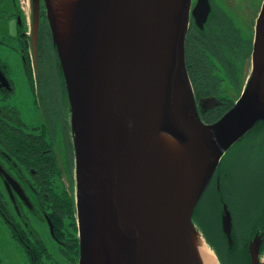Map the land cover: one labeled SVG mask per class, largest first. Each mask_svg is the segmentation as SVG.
<instances>
[{"label": "water", "instance_id": "obj_1", "mask_svg": "<svg viewBox=\"0 0 264 264\" xmlns=\"http://www.w3.org/2000/svg\"><path fill=\"white\" fill-rule=\"evenodd\" d=\"M43 2L69 103L78 264H193L186 226L199 232L218 260L193 216L207 188L219 181L225 153L251 129L264 133V0L244 86L212 122L200 112L219 100L196 99L185 61L188 28L192 21L204 26L208 0L194 6L192 0H83L67 69L52 0ZM32 21L35 43L38 0ZM159 126L183 148L186 189L177 188L156 159L152 145ZM261 222L255 236L243 241V264L259 262L264 253ZM220 225L222 237L234 245L225 202Z\"/></svg>", "mask_w": 264, "mask_h": 264}, {"label": "flooded vegetation", "instance_id": "obj_2", "mask_svg": "<svg viewBox=\"0 0 264 264\" xmlns=\"http://www.w3.org/2000/svg\"><path fill=\"white\" fill-rule=\"evenodd\" d=\"M33 1L0 0V264L3 249L29 264H78L69 103L43 0L33 42ZM208 2V19L216 15L208 24L232 22L253 35L262 0ZM234 233V245L222 237L228 256L233 246L242 252Z\"/></svg>", "mask_w": 264, "mask_h": 264}, {"label": "trees", "instance_id": "obj_3", "mask_svg": "<svg viewBox=\"0 0 264 264\" xmlns=\"http://www.w3.org/2000/svg\"><path fill=\"white\" fill-rule=\"evenodd\" d=\"M215 16L213 14L211 17ZM211 17L201 28L192 21L185 40L186 67L195 97L212 95L220 100L219 105L213 106L207 112H201L202 118L207 122H212L220 117L239 96L249 73L248 66L252 48V33L250 31H243L232 22L224 24L212 21L208 24ZM221 180L217 184L214 182L208 191H212V196L216 201L222 200L224 197L233 200L234 196L237 199L235 208L240 210V213L243 212V216H248L250 212L244 208V204L240 205L239 185L236 190L234 187V192H231L228 188H222ZM261 188L263 189V186ZM212 211L217 213L215 206L212 207ZM260 218L259 224L261 221L263 224L264 217ZM262 226L261 228L264 229V224ZM261 249H264V241ZM239 257L240 251L238 250L230 260L240 259L239 262H241Z\"/></svg>", "mask_w": 264, "mask_h": 264}, {"label": "rangeland", "instance_id": "obj_4", "mask_svg": "<svg viewBox=\"0 0 264 264\" xmlns=\"http://www.w3.org/2000/svg\"><path fill=\"white\" fill-rule=\"evenodd\" d=\"M224 1L228 5L233 2V0ZM5 30L13 35L14 23L10 21L8 24H5ZM249 68L250 65L248 66V69ZM217 176H220V179H222L221 184L223 189L228 188L231 192H234V187L236 190L238 185L240 187L245 186L243 188L247 192H255L256 197V204L254 207H248V209H246L250 212L246 217L243 216V212L240 213V210L235 208L237 199L234 196L233 200L224 197L222 200L219 199L216 201L212 196V191H208L207 188L200 201L201 203H199L193 216L194 222L197 223L196 225L200 228L203 227L205 231L207 229L208 240L222 253V255H219L220 258L218 257L219 262L221 264H229V261L226 259L227 257L222 252V250L225 251V248L223 247L224 245L222 241L223 232L220 225V211L222 210L223 203H227L233 215L235 231L241 234L243 241L247 243L255 236L256 231L259 229L260 217H264V133L262 134L259 130L251 129L241 138V140L233 144V146L222 157L217 169ZM214 182L215 180L212 184ZM212 184L210 185V188L212 187ZM261 186H263V189ZM240 195V205L243 206L244 204L245 208L246 199L242 191H240ZM231 201H233V203H231ZM213 206H215V210L217 211L216 214L215 211H212ZM241 208L244 209L243 207ZM212 212L214 214H212ZM207 215L210 219L208 222L206 218ZM209 223L212 227L211 232L207 228ZM232 250L237 251L238 249L237 247H233ZM243 257L245 258L244 263H247L246 254L241 252L239 258H242V261ZM2 259V264H29L27 257H24L19 251L13 252L12 254V252L3 249Z\"/></svg>", "mask_w": 264, "mask_h": 264}, {"label": "bare ground", "instance_id": "obj_5", "mask_svg": "<svg viewBox=\"0 0 264 264\" xmlns=\"http://www.w3.org/2000/svg\"><path fill=\"white\" fill-rule=\"evenodd\" d=\"M82 2L83 0H52L56 36L65 69H67L69 62L72 63L75 49V33ZM152 146L156 159L160 162L173 184L177 188H183L184 186L186 189L188 172L185 154L177 139L165 128L159 126ZM243 187H240V191L246 198L245 209H248V207L252 208L256 203L255 192H247ZM212 214L214 213L212 212ZM206 218L208 222L210 220L208 215ZM207 228L210 232L212 231L210 223ZM186 238L193 264H217L212 250L206 246L199 232L193 231L189 226H186ZM252 264H264V253L259 262H253Z\"/></svg>", "mask_w": 264, "mask_h": 264}, {"label": "crops", "instance_id": "obj_6", "mask_svg": "<svg viewBox=\"0 0 264 264\" xmlns=\"http://www.w3.org/2000/svg\"><path fill=\"white\" fill-rule=\"evenodd\" d=\"M200 229H201V231H202V233H203V235H204V238H205L206 242L208 243V231H207V229H206V231H205V229H204L203 227L200 228ZM215 249L217 250L216 247H215ZM222 252H223V253L225 254V256L227 257L226 259L229 261V264H243L242 262H239L238 260H237V261H234L233 259L230 260L231 257H229V256L227 255L226 250H225V251L222 250ZM217 253H218V256H219V255H222V253H221L220 251H217ZM214 257H215L216 261L218 262L217 257H216L215 254H214ZM219 258H220V257H219ZM218 264H219V263H218Z\"/></svg>", "mask_w": 264, "mask_h": 264}]
</instances>
